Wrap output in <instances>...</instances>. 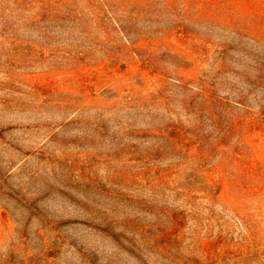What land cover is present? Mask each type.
Returning <instances> with one entry per match:
<instances>
[{"label":"rangeland","instance_id":"374dc122","mask_svg":"<svg viewBox=\"0 0 264 264\" xmlns=\"http://www.w3.org/2000/svg\"><path fill=\"white\" fill-rule=\"evenodd\" d=\"M184 3L0 0V264H264V0Z\"/></svg>","mask_w":264,"mask_h":264},{"label":"trees","instance_id":"16d2710c","mask_svg":"<svg viewBox=\"0 0 264 264\" xmlns=\"http://www.w3.org/2000/svg\"><path fill=\"white\" fill-rule=\"evenodd\" d=\"M190 0H185V3L183 4L184 13L187 14L188 11V6ZM169 2V0H168ZM188 16V15H187ZM208 93V92H206ZM204 92L203 95V100L205 102H208V100L211 102L212 107L215 108V102L212 99V96L210 94H206ZM204 107H202L203 109ZM238 123H235L237 125ZM187 137V136H186ZM183 138L182 140L177 139V136L171 135L168 138L169 140H174L181 150L189 151L190 153L186 156V159L182 161L178 168H177V174L178 178H180L184 185L187 184H192L190 187V191H199L207 188L209 186V171L210 169H207L204 164V160L207 157L208 154L204 150H202V145H201V138L197 136L195 141H191L190 139ZM167 138V139H168ZM186 139V140H185ZM201 149V150H200ZM198 183H201V185H204L203 187H200Z\"/></svg>","mask_w":264,"mask_h":264}]
</instances>
